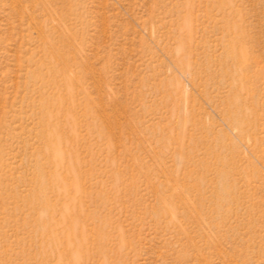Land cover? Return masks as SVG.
Returning <instances> with one entry per match:
<instances>
[{"label": "rangeland", "instance_id": "1", "mask_svg": "<svg viewBox=\"0 0 264 264\" xmlns=\"http://www.w3.org/2000/svg\"><path fill=\"white\" fill-rule=\"evenodd\" d=\"M0 264H264V0H0Z\"/></svg>", "mask_w": 264, "mask_h": 264}]
</instances>
